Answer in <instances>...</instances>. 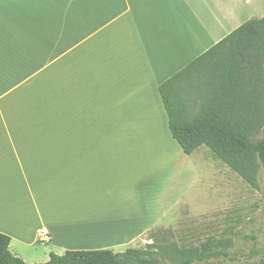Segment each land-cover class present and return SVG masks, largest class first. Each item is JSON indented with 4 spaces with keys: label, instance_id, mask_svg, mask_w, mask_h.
<instances>
[{
    "label": "crops",
    "instance_id": "obj_1",
    "mask_svg": "<svg viewBox=\"0 0 264 264\" xmlns=\"http://www.w3.org/2000/svg\"><path fill=\"white\" fill-rule=\"evenodd\" d=\"M256 16L264 0H0V233L50 246L14 255L121 253L212 209L225 164L183 151L159 87Z\"/></svg>",
    "mask_w": 264,
    "mask_h": 264
},
{
    "label": "trees",
    "instance_id": "obj_2",
    "mask_svg": "<svg viewBox=\"0 0 264 264\" xmlns=\"http://www.w3.org/2000/svg\"><path fill=\"white\" fill-rule=\"evenodd\" d=\"M169 127L187 155L202 146L248 184L264 169V17L242 24L159 87ZM0 233V264H31L14 255ZM150 245L112 250L51 253L39 264H162ZM208 251L188 250L173 264H221ZM255 264H264V257Z\"/></svg>",
    "mask_w": 264,
    "mask_h": 264
},
{
    "label": "rangeland",
    "instance_id": "obj_3",
    "mask_svg": "<svg viewBox=\"0 0 264 264\" xmlns=\"http://www.w3.org/2000/svg\"><path fill=\"white\" fill-rule=\"evenodd\" d=\"M260 137H264V129ZM216 165V182L221 186L217 193L208 191L207 197L208 205L215 202V206L192 216L183 230L152 235L151 247L161 251L162 264L181 260L188 250L206 249L211 255L210 261L221 264H255L264 257V169L252 186L227 165ZM49 247L43 244L23 247L14 240L10 249L28 261H42Z\"/></svg>",
    "mask_w": 264,
    "mask_h": 264
},
{
    "label": "built area",
    "instance_id": "obj_4",
    "mask_svg": "<svg viewBox=\"0 0 264 264\" xmlns=\"http://www.w3.org/2000/svg\"><path fill=\"white\" fill-rule=\"evenodd\" d=\"M45 238V241H48V238L46 236H43Z\"/></svg>",
    "mask_w": 264,
    "mask_h": 264
},
{
    "label": "bare ground",
    "instance_id": "obj_5",
    "mask_svg": "<svg viewBox=\"0 0 264 264\" xmlns=\"http://www.w3.org/2000/svg\"><path fill=\"white\" fill-rule=\"evenodd\" d=\"M71 229H73V228H71ZM71 229H69V231H71ZM74 230V229H73ZM76 230V229H75ZM67 233V232H66Z\"/></svg>",
    "mask_w": 264,
    "mask_h": 264
}]
</instances>
